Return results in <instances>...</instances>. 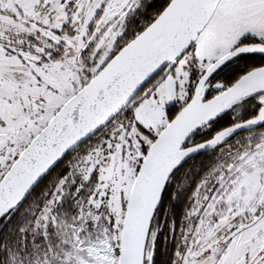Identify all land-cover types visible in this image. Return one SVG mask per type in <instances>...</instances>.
<instances>
[{"label": "snow or ice", "instance_id": "obj_1", "mask_svg": "<svg viewBox=\"0 0 264 264\" xmlns=\"http://www.w3.org/2000/svg\"><path fill=\"white\" fill-rule=\"evenodd\" d=\"M0 264H264V0H0Z\"/></svg>", "mask_w": 264, "mask_h": 264}]
</instances>
